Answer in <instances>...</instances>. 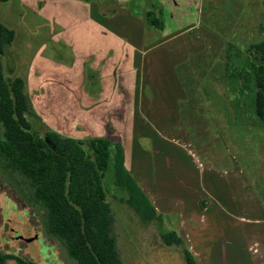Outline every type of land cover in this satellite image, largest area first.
Masks as SVG:
<instances>
[{
  "label": "rangeland",
  "instance_id": "374dc122",
  "mask_svg": "<svg viewBox=\"0 0 264 264\" xmlns=\"http://www.w3.org/2000/svg\"><path fill=\"white\" fill-rule=\"evenodd\" d=\"M119 1L0 2V23L14 32L4 47L3 76L23 80L31 130L121 145L125 168L160 218L143 226L110 185L107 202L123 264H185L181 247L164 246L159 231L176 233L198 264H264V127L249 93L237 98L234 89L242 83H227L224 75L227 44L245 53L264 39V0H175L181 22H191L187 38L214 37L224 49L211 59L205 48L179 68L181 112L173 107L181 97L173 85L175 61L169 51L149 55L144 97L147 84L170 87L156 89L154 106L146 111L144 102L137 116L130 48L115 37L139 33L137 21L151 7L145 0ZM239 71L231 64L230 72ZM103 183L110 184L107 175ZM0 249L36 264H73L47 234L44 208L1 162Z\"/></svg>",
  "mask_w": 264,
  "mask_h": 264
},
{
  "label": "trees",
  "instance_id": "16d2710c",
  "mask_svg": "<svg viewBox=\"0 0 264 264\" xmlns=\"http://www.w3.org/2000/svg\"><path fill=\"white\" fill-rule=\"evenodd\" d=\"M13 40L14 32L0 23V162L24 180L32 201L44 208L47 234L62 243L68 260L73 264H123L114 235V214L107 202L110 185L122 193V202L143 226L160 218L125 168L119 143L105 138L82 141L53 132L42 137L31 130L23 80L16 77L8 81L3 76L4 47ZM245 53L226 45L225 79L227 83H242L234 92L238 99L249 93L264 127V39L250 45ZM231 64L240 71L230 72ZM106 175L110 184L105 188ZM159 237L166 247H181L185 264H198L176 233L159 231ZM8 262L36 264L0 249V264Z\"/></svg>",
  "mask_w": 264,
  "mask_h": 264
},
{
  "label": "crops",
  "instance_id": "0c3cea01",
  "mask_svg": "<svg viewBox=\"0 0 264 264\" xmlns=\"http://www.w3.org/2000/svg\"><path fill=\"white\" fill-rule=\"evenodd\" d=\"M126 1L120 0L119 2ZM155 2H157L160 6L159 8L154 7L152 3ZM148 6L151 7L150 11H142V16L137 21L139 22V33L130 35L128 38L123 36L115 37L119 42H123L125 46L130 48L131 61L129 73L133 74V115L135 114L137 116L140 112L143 113L144 102L146 103V111H150L154 106L153 104H155L158 99V95L154 91L156 89L160 91L168 90V87H170V85H163V83L162 85H153L152 87L147 84L146 88L147 90H150L148 92L149 99L144 97V93H142V89H144L143 82L141 83V77H143L144 74L142 68L145 66L146 58L149 55H157L160 58L164 56L166 57V51H169V53H167V57L172 56V59L175 61L171 67L172 72L174 71L177 73V78L176 81H174L175 84L173 85L174 89L175 85L177 86V89L179 88L181 95L180 98H175L177 101L173 103V107H177L176 112H181L177 103H184L186 99L183 92V86L185 87V85L180 82L178 77L179 68L185 64L187 59L202 56L203 52L206 50L205 48H209L210 54L212 55L211 59H215V54L219 52L221 53L224 49V43L218 41L214 37L200 36L196 38H187L185 31H188L189 28L187 27L191 25V22L186 23L185 20L181 22V17L178 12H176L178 5L175 0H145V7ZM155 13L158 18L155 17ZM149 16L153 17L151 18L152 20H150ZM160 19L161 21L159 22ZM149 20L153 22H149ZM177 42L180 43L177 44ZM164 80L165 79H163V81Z\"/></svg>",
  "mask_w": 264,
  "mask_h": 264
},
{
  "label": "water",
  "instance_id": "95a60500",
  "mask_svg": "<svg viewBox=\"0 0 264 264\" xmlns=\"http://www.w3.org/2000/svg\"><path fill=\"white\" fill-rule=\"evenodd\" d=\"M36 241V237H34V242Z\"/></svg>",
  "mask_w": 264,
  "mask_h": 264
}]
</instances>
